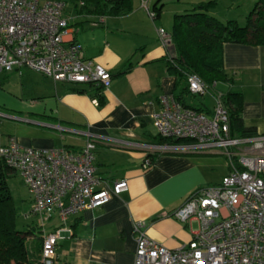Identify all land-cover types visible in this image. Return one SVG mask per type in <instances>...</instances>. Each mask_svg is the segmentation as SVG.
<instances>
[{"label":"crops","instance_id":"crops-1","mask_svg":"<svg viewBox=\"0 0 264 264\" xmlns=\"http://www.w3.org/2000/svg\"><path fill=\"white\" fill-rule=\"evenodd\" d=\"M60 1L72 38L86 58L110 72V86L99 100L90 85L53 82L27 69L0 71V84L13 80L19 99L13 115L1 113L8 119L0 122V135L23 147L77 151L89 134L95 140L96 177L107 183L125 179L128 190L101 207L68 218L64 227L54 218L50 230L59 234L55 260L57 264H133L137 221L145 222L148 238L176 249L190 240L198 223L178 222L171 212L194 190L219 183L229 171L227 158L217 149L159 150L160 137L152 126L160 96L174 95L181 87L167 71L169 53L160 45L157 30L170 33L175 15L190 12L204 0H130V12L121 16L97 14L92 3L80 0ZM225 1L227 15L218 11L217 3L208 14L244 26L260 0ZM148 11L156 17L151 19ZM234 12L240 16L231 15ZM222 60L229 81L205 94L210 106L202 97L203 112L211 113L216 94L238 93L243 126L264 135V45L224 43ZM95 97L97 106L92 103ZM186 101L191 102L188 97ZM146 157L152 160L148 170L141 166Z\"/></svg>","mask_w":264,"mask_h":264},{"label":"built area","instance_id":"built-area-1","mask_svg":"<svg viewBox=\"0 0 264 264\" xmlns=\"http://www.w3.org/2000/svg\"><path fill=\"white\" fill-rule=\"evenodd\" d=\"M148 15L156 17L154 11ZM72 33L60 0H0V71L27 69L53 82L90 85L102 95L110 86L111 74L84 56ZM157 35L168 51L170 33L159 28ZM186 81L191 94L209 92L195 74ZM159 102L160 110L151 116L156 134L191 141L185 147L166 144L159 150L217 149L227 158L229 171L219 183L194 190L171 212L178 222L198 223L186 244L168 249L148 238L145 222L137 221L133 264H264V135L231 136L221 94L214 96L210 114L181 105L171 94H163ZM92 103L98 105L97 97ZM87 136L77 151L23 147L14 138L0 140V158L31 195L26 216L35 217L41 232L42 264H54L59 238L58 230H50L54 218L64 227L68 218L101 207L128 190L125 179L107 183L96 177L95 140ZM151 165L146 157L141 166L148 170Z\"/></svg>","mask_w":264,"mask_h":264},{"label":"trees","instance_id":"trees-1","mask_svg":"<svg viewBox=\"0 0 264 264\" xmlns=\"http://www.w3.org/2000/svg\"><path fill=\"white\" fill-rule=\"evenodd\" d=\"M92 3L94 12L102 15L121 16L131 10L130 0H80ZM217 0H204L195 4L191 11L175 15L170 32L171 45L166 59L167 71L176 76L180 86L173 98L185 107L205 111L202 97L191 94L187 76L197 75L213 90L218 83L229 81L223 68L222 46L224 43L264 45V0H260L246 16L244 26L236 21L221 22L208 14ZM98 95V88H93ZM229 118V133L236 137L257 136L253 128L244 127L240 118L242 99L240 94H221ZM191 102H187L186 98ZM161 145H187L189 140L159 138ZM15 173L0 158V264H42V237L34 216L32 225L25 230L16 228V211L7 180ZM27 215V213H26ZM34 230L37 235L34 239ZM32 240V241H31ZM31 241L32 244H29ZM54 264H57L54 259Z\"/></svg>","mask_w":264,"mask_h":264},{"label":"rangeland","instance_id":"rangeland-1","mask_svg":"<svg viewBox=\"0 0 264 264\" xmlns=\"http://www.w3.org/2000/svg\"><path fill=\"white\" fill-rule=\"evenodd\" d=\"M235 1V0H233ZM226 1L225 0H220V3L218 1L217 7L218 11L224 15H227V8H224ZM231 15L233 16H240V13H232ZM1 74H0V80H1ZM13 80L10 81V83L7 82H2L0 84V122L4 121L8 118L3 115H8L11 116L14 114L13 111L18 110V103L19 99L17 100V96L15 95L16 93L14 90H16V83L12 82ZM213 91V90H212ZM204 99L207 101L208 105H211V99L209 95H205ZM22 102V101H20ZM23 103V102H22ZM0 140L2 142H6L7 138L1 137L0 135ZM8 186L10 188V192L13 198L14 202V207L16 211V228L19 230H25L27 228V225H32L33 221L32 218L25 217L26 213L29 210V205L31 201V195L28 192V189L26 185L23 183V180L17 175L14 174L11 177L8 178L7 180ZM193 228H197V224L194 223ZM37 235V230H34V239ZM32 241V240H31ZM31 241H29V244H32Z\"/></svg>","mask_w":264,"mask_h":264}]
</instances>
